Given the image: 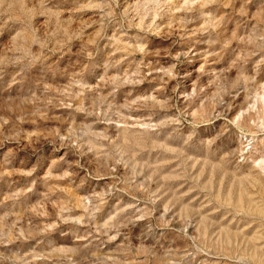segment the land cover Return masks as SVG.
<instances>
[{
	"label": "rangeland",
	"instance_id": "obj_1",
	"mask_svg": "<svg viewBox=\"0 0 264 264\" xmlns=\"http://www.w3.org/2000/svg\"><path fill=\"white\" fill-rule=\"evenodd\" d=\"M0 264H264V0H0Z\"/></svg>",
	"mask_w": 264,
	"mask_h": 264
}]
</instances>
